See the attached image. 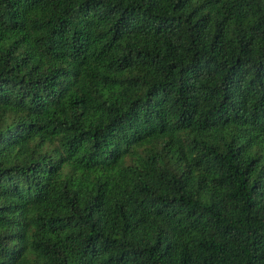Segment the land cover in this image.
<instances>
[{
	"label": "trees",
	"instance_id": "1",
	"mask_svg": "<svg viewBox=\"0 0 264 264\" xmlns=\"http://www.w3.org/2000/svg\"><path fill=\"white\" fill-rule=\"evenodd\" d=\"M0 264H264V0H0Z\"/></svg>",
	"mask_w": 264,
	"mask_h": 264
}]
</instances>
